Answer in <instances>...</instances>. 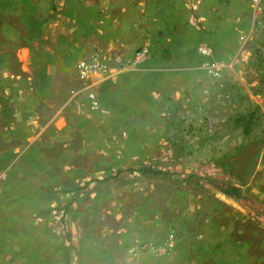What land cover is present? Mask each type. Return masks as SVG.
<instances>
[{"label": "rangeland", "instance_id": "374dc122", "mask_svg": "<svg viewBox=\"0 0 264 264\" xmlns=\"http://www.w3.org/2000/svg\"><path fill=\"white\" fill-rule=\"evenodd\" d=\"M170 1L0 0V264H264V0Z\"/></svg>", "mask_w": 264, "mask_h": 264}, {"label": "crops", "instance_id": "0c3cea01", "mask_svg": "<svg viewBox=\"0 0 264 264\" xmlns=\"http://www.w3.org/2000/svg\"><path fill=\"white\" fill-rule=\"evenodd\" d=\"M202 5L203 0H194V7L197 9ZM156 10L159 18L153 17L149 20L153 27L148 28L150 36L147 39L151 42L145 41V45L154 53L162 51L160 47H173L176 49L175 54L179 56L183 47H193L194 50L195 47L204 45L223 47L226 45L224 40H233L234 33L238 32L241 26L240 18L238 16L230 18L232 16L230 12H225L227 14L225 22L222 13H219L214 25L211 19L202 15L200 20L202 25H198L195 23L192 8L185 0H171Z\"/></svg>", "mask_w": 264, "mask_h": 264}, {"label": "built area", "instance_id": "2783aa9c", "mask_svg": "<svg viewBox=\"0 0 264 264\" xmlns=\"http://www.w3.org/2000/svg\"><path fill=\"white\" fill-rule=\"evenodd\" d=\"M254 1H260V0H254ZM258 23H260V22H258ZM145 54H146V50H143V51H141V53H140V55L142 56V57H144L145 56ZM81 69H84V64H80V66H79ZM84 71V70H83ZM82 71V72H83Z\"/></svg>", "mask_w": 264, "mask_h": 264}, {"label": "trees", "instance_id": "16d2710c", "mask_svg": "<svg viewBox=\"0 0 264 264\" xmlns=\"http://www.w3.org/2000/svg\"><path fill=\"white\" fill-rule=\"evenodd\" d=\"M142 172H152V173H159L158 171H155V170H151V169H148V168H143L142 170H141Z\"/></svg>", "mask_w": 264, "mask_h": 264}]
</instances>
